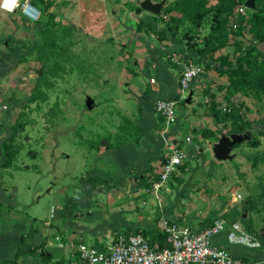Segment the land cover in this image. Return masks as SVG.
Returning <instances> with one entry per match:
<instances>
[{"label": "rangeland", "instance_id": "374dc122", "mask_svg": "<svg viewBox=\"0 0 264 264\" xmlns=\"http://www.w3.org/2000/svg\"><path fill=\"white\" fill-rule=\"evenodd\" d=\"M37 1L44 15L34 23L19 12L3 10L0 0V135H29L20 164L24 165L23 160L41 163L40 158L31 159L28 151L42 153L45 146L54 149V142L45 145L43 139L48 135L90 138L139 134L132 119L140 116L141 101L158 83L155 69L174 64L171 67L178 69L180 83L183 66L197 63L203 70L182 102L184 122L201 126V135H232L230 115L236 105L253 121L248 130L252 138L237 143L226 160L215 159V167L198 152L195 162L183 172L184 177L172 178L171 189L160 192L164 198L161 204L151 193L130 195L149 187L158 177L159 168L149 165L142 176L134 172L130 179L133 190L129 183L102 187L92 208L104 209L109 223L116 225L115 231L128 232V225L136 227L130 229L134 232L150 230L141 212L149 213L156 224L161 209L181 221L189 222L186 217L195 215L204 226L218 208H230L234 201L251 207L254 201L263 200L264 92L242 87L230 65L238 55L237 40L245 45L251 41L248 28L253 10L244 6L245 0H236L232 16L221 30L227 42L210 50L206 49L205 38L213 33L216 17H222L216 9L218 0H208L205 9L209 10L200 26L188 17L178 25L171 20V16H182L174 9L177 0H53L49 8L52 16L45 13V0ZM147 1L162 2L161 12L154 14L146 9L143 3ZM170 24L177 29L178 39L169 32ZM242 27L248 35L245 40L235 35ZM258 48L264 50L262 44ZM43 91L47 99L32 100ZM190 129L183 132L198 134ZM258 136L261 144L253 146ZM11 143L21 146L17 140ZM63 148L71 146L64 143ZM226 164L227 170L223 166ZM198 167L204 172L198 174ZM190 172L196 173L195 177H189ZM119 195L122 199L110 200ZM94 217L97 220L93 225H101V229L109 225L104 220L99 223L102 218L98 215Z\"/></svg>", "mask_w": 264, "mask_h": 264}, {"label": "crops", "instance_id": "0c3cea01", "mask_svg": "<svg viewBox=\"0 0 264 264\" xmlns=\"http://www.w3.org/2000/svg\"><path fill=\"white\" fill-rule=\"evenodd\" d=\"M171 66L175 65H162L155 69L158 83L153 86L150 96L142 99L140 116L132 119L139 134L94 135L90 138V135H48L43 139L45 145L54 142L55 148L45 146L42 153L29 150L31 159L36 161L40 158L42 164L23 160L24 165L20 164V159L22 160L26 143L31 139L26 142L29 135H0V264H70L79 242L87 241L101 247L110 243L116 232V225L109 223L104 209L100 207L95 210L92 207L106 184L122 186L129 183L128 187L132 189L130 179L134 178V172L142 176L149 165H155L161 170L167 144L162 136L161 120L155 111L154 101L159 98H175L179 94L178 69ZM179 106L178 120L169 135L181 142L190 153L187 166L195 162L194 158L199 152L215 167L217 158L214 149L223 137L232 138V135H201V126L184 122L183 104ZM190 118L185 120L190 121ZM158 125L161 127L157 130ZM187 128L198 134L193 135L188 131L185 134L183 131ZM186 136H192L193 142H185ZM253 137L255 138L254 135ZM16 140L21 146L14 147L11 142ZM64 143H69L71 148L64 149ZM8 146L13 147L9 149ZM232 151L234 152L233 149ZM204 166L206 168L207 164L204 163ZM223 166L227 170V164ZM218 168H215L216 171H221ZM186 169L189 168H182L173 176L172 181L176 177H184ZM196 170L201 174L205 169L198 167ZM195 174L190 172L189 177H195ZM99 179L104 182H92ZM187 183L190 184V181ZM130 195L132 198L146 194L132 191ZM120 196L110 200L122 199ZM254 203L250 207L243 203L238 205L234 201L230 208H218L217 212L214 211L216 215L213 218L220 214H225L226 218L229 214L226 218L229 224L239 221L246 230L260 237V247L230 243L227 237L230 225L216 233L213 239L217 245L230 249L235 256L244 258L250 264H264V198ZM159 213L157 212V216ZM96 215L102 218L99 223L104 220L109 225L103 229L101 225H93L92 222L97 220L94 217ZM171 215L167 213L166 216L181 221ZM140 216L149 225L144 222H140L141 224H146L150 230H159L149 213L144 215L141 212ZM188 216L186 218L189 222H181L195 229H201L210 223L201 226L197 216ZM125 221L129 224L128 220ZM126 227L128 232L136 228ZM7 260L10 261L5 262Z\"/></svg>", "mask_w": 264, "mask_h": 264}, {"label": "built area", "instance_id": "2783aa9c", "mask_svg": "<svg viewBox=\"0 0 264 264\" xmlns=\"http://www.w3.org/2000/svg\"><path fill=\"white\" fill-rule=\"evenodd\" d=\"M1 8L10 13L19 12L34 23L42 16L39 6L31 0H10L7 7L1 0ZM202 70V66L197 63L184 65L178 96L154 101L155 111L163 118L162 136L167 144V152L158 177L153 179L149 187L139 189V193L154 194L160 204L163 200L160 192L170 187L173 176L187 167L191 157L183 144L169 134L178 120V106L187 100L192 84ZM152 81L155 79L152 78ZM184 141L193 142L192 136H186ZM159 212L158 227L166 235V246L162 247L159 241L152 242L141 232L116 231L110 243L102 247L79 242L70 264H250L244 258L235 256L230 249L214 242V235L228 225L230 243L249 247L262 245L259 236L246 230L239 221L229 224L223 214L216 216L209 225L195 229L184 222L168 218L162 209Z\"/></svg>", "mask_w": 264, "mask_h": 264}, {"label": "trees", "instance_id": "16d2710c", "mask_svg": "<svg viewBox=\"0 0 264 264\" xmlns=\"http://www.w3.org/2000/svg\"><path fill=\"white\" fill-rule=\"evenodd\" d=\"M31 1L35 5L39 6L37 0ZM207 2L208 0H177L175 2L174 9L180 11L182 13V16H171L170 18L178 25L181 21L184 20V18L188 17L193 22H195L197 26H200L202 24L204 16L209 10L205 9V5L207 4ZM235 2L236 0H218L216 9L219 11L220 16L222 17H216L217 25L213 30V33L209 38H205L207 50L215 47L217 48L218 46H222L227 42V38L223 35H220V33L221 30L225 28L226 21L229 20V17H231L233 14ZM53 3V0H45L44 8L46 14L49 13V8H51ZM167 13H170V11H168ZM42 15H44V12H42ZM49 15L52 16L53 14L49 13ZM249 23L250 27L248 28V32L250 33L251 41H249V43L245 45V43H243L242 41L237 40L238 42L236 44V50L238 52V55L235 62L230 64L232 66L231 72L235 75L236 78H239L242 87H247L258 92H264V50L258 48V44H262L264 47V0H256V8L249 15ZM172 24L168 25V30L173 35V37H175L177 36V29ZM161 34L166 35L167 32H161ZM235 35L237 37H240L242 40H245L248 36L246 34V29H244L243 27L240 28L235 33ZM37 98L47 99V94L44 91L39 92L32 98V100H35ZM230 117H232V120L229 134H245L253 124V121H250L242 114L240 106L234 105V114L230 115ZM160 120L162 122L163 118L160 117ZM16 132H18V130ZM252 144L253 146H259L261 144V141L257 137ZM8 148L11 149L12 146H8ZM92 182L97 183L104 181L99 179L92 180ZM253 204L255 205V203ZM228 215H226V218ZM223 216H225V214H223ZM214 219L215 218H213L212 221ZM212 221L210 223H212ZM135 232L143 233L152 242L159 241L162 247L167 245L166 235L159 230L154 229L143 231L136 229ZM21 241H23V238L21 239ZM9 261L10 260H7L5 262Z\"/></svg>", "mask_w": 264, "mask_h": 264}, {"label": "water", "instance_id": "95a60500", "mask_svg": "<svg viewBox=\"0 0 264 264\" xmlns=\"http://www.w3.org/2000/svg\"><path fill=\"white\" fill-rule=\"evenodd\" d=\"M143 6L154 14H159L161 12L162 2L156 3L152 1H147L143 3ZM244 6L247 9L254 10L256 8V0H245ZM231 137L232 138L226 136L223 137L220 143L214 149L215 157L218 160H226L230 156L233 147L237 143L244 139L250 140L252 138V136L249 135L248 131L245 134H232Z\"/></svg>", "mask_w": 264, "mask_h": 264}, {"label": "clouds", "instance_id": "9594fccd", "mask_svg": "<svg viewBox=\"0 0 264 264\" xmlns=\"http://www.w3.org/2000/svg\"><path fill=\"white\" fill-rule=\"evenodd\" d=\"M10 0H4V5L7 7L9 5Z\"/></svg>", "mask_w": 264, "mask_h": 264}]
</instances>
